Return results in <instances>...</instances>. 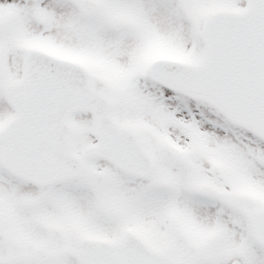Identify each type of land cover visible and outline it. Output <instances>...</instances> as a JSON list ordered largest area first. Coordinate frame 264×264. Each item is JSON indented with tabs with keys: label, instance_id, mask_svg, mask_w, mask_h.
Returning <instances> with one entry per match:
<instances>
[{
	"label": "snow or ice",
	"instance_id": "obj_1",
	"mask_svg": "<svg viewBox=\"0 0 264 264\" xmlns=\"http://www.w3.org/2000/svg\"><path fill=\"white\" fill-rule=\"evenodd\" d=\"M0 264H264V0H0Z\"/></svg>",
	"mask_w": 264,
	"mask_h": 264
}]
</instances>
